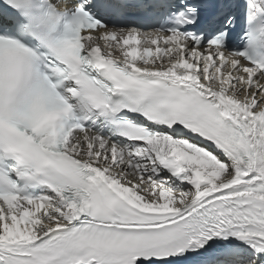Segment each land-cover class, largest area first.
I'll return each mask as SVG.
<instances>
[{"label":"snow or ice","instance_id":"6c2138e0","mask_svg":"<svg viewBox=\"0 0 264 264\" xmlns=\"http://www.w3.org/2000/svg\"><path fill=\"white\" fill-rule=\"evenodd\" d=\"M0 264H264V0H0Z\"/></svg>","mask_w":264,"mask_h":264}]
</instances>
